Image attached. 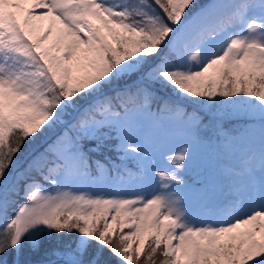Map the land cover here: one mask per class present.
I'll return each mask as SVG.
<instances>
[{
  "label": "snow or ice",
  "instance_id": "1",
  "mask_svg": "<svg viewBox=\"0 0 264 264\" xmlns=\"http://www.w3.org/2000/svg\"><path fill=\"white\" fill-rule=\"evenodd\" d=\"M0 264H264V0H0Z\"/></svg>",
  "mask_w": 264,
  "mask_h": 264
},
{
  "label": "trees",
  "instance_id": "2",
  "mask_svg": "<svg viewBox=\"0 0 264 264\" xmlns=\"http://www.w3.org/2000/svg\"><path fill=\"white\" fill-rule=\"evenodd\" d=\"M213 118L210 115L205 114L204 115V123L208 124L209 121H211ZM217 121L219 123V126L225 131V132H233L237 129H240V127H235V123L237 122H244L242 118L237 117H221L217 118ZM242 128V127H241Z\"/></svg>",
  "mask_w": 264,
  "mask_h": 264
},
{
  "label": "rangeland",
  "instance_id": "3",
  "mask_svg": "<svg viewBox=\"0 0 264 264\" xmlns=\"http://www.w3.org/2000/svg\"><path fill=\"white\" fill-rule=\"evenodd\" d=\"M225 117V116H224ZM226 117H228V116H226ZM219 118H221V117H219ZM244 126V122H237V123H235V127L237 128V127H243ZM130 167H131V165H130ZM45 187H48V185H45Z\"/></svg>",
  "mask_w": 264,
  "mask_h": 264
}]
</instances>
